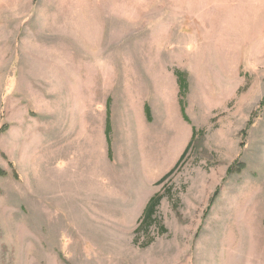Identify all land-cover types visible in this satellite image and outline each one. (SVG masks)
<instances>
[{"label": "rangeland", "instance_id": "obj_1", "mask_svg": "<svg viewBox=\"0 0 264 264\" xmlns=\"http://www.w3.org/2000/svg\"><path fill=\"white\" fill-rule=\"evenodd\" d=\"M0 264H264V0H0Z\"/></svg>", "mask_w": 264, "mask_h": 264}, {"label": "trees", "instance_id": "obj_2", "mask_svg": "<svg viewBox=\"0 0 264 264\" xmlns=\"http://www.w3.org/2000/svg\"><path fill=\"white\" fill-rule=\"evenodd\" d=\"M175 75H177L179 77L178 74L175 73ZM177 86H178V95L180 96V100H179V105H180V112H181V116L182 119H184L185 121V116H184V103H183V92H184V88L181 87L182 81L180 80V78H177ZM109 101H106V107L108 106ZM108 129L105 128V136L106 138L108 137ZM197 132L193 129L192 135H191V139L190 142L188 143V145L186 146V148L183 151V154L180 156V158L178 159V161L176 162V164L174 165V167L167 173L165 174L159 181L157 184H161L163 183V181L178 167V165L181 162V159L184 157L185 153L188 151L190 144L192 142V140L194 139V137L196 136ZM162 195L161 194H155L153 195L147 202L143 212H142V216H141V221L139 226L135 229L134 234L135 235H144L145 233H147L151 227V225L155 224V218H154V214H155V208L159 205L161 199H162ZM163 228L160 226L158 227V230H160L161 232H163L164 230H162Z\"/></svg>", "mask_w": 264, "mask_h": 264}, {"label": "crops", "instance_id": "obj_3", "mask_svg": "<svg viewBox=\"0 0 264 264\" xmlns=\"http://www.w3.org/2000/svg\"><path fill=\"white\" fill-rule=\"evenodd\" d=\"M184 150V149H183ZM176 164V163H175Z\"/></svg>", "mask_w": 264, "mask_h": 264}]
</instances>
